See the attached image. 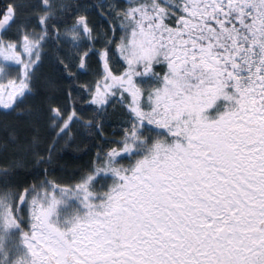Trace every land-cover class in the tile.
Segmentation results:
<instances>
[{
    "label": "snow or ice",
    "instance_id": "snow-or-ice-1",
    "mask_svg": "<svg viewBox=\"0 0 264 264\" xmlns=\"http://www.w3.org/2000/svg\"><path fill=\"white\" fill-rule=\"evenodd\" d=\"M0 264H264V0H3Z\"/></svg>",
    "mask_w": 264,
    "mask_h": 264
},
{
    "label": "trees",
    "instance_id": "trees-1",
    "mask_svg": "<svg viewBox=\"0 0 264 264\" xmlns=\"http://www.w3.org/2000/svg\"><path fill=\"white\" fill-rule=\"evenodd\" d=\"M2 2H3V0H0V3H2ZM85 143H88V142L86 141ZM70 155L79 157L80 158L79 159V162L80 163H85L88 160V156L84 155L83 154V151H81V152H75V151H73L72 153H70ZM56 175L57 176H60V175H62V173L59 170H57Z\"/></svg>",
    "mask_w": 264,
    "mask_h": 264
},
{
    "label": "rangeland",
    "instance_id": "rangeland-1",
    "mask_svg": "<svg viewBox=\"0 0 264 264\" xmlns=\"http://www.w3.org/2000/svg\"><path fill=\"white\" fill-rule=\"evenodd\" d=\"M74 135H76V134L74 133Z\"/></svg>",
    "mask_w": 264,
    "mask_h": 264
}]
</instances>
